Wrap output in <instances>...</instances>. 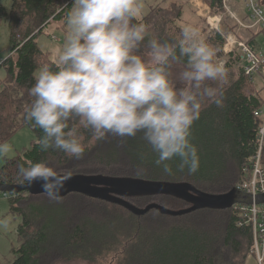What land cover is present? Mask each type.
<instances>
[{
  "label": "trees",
  "instance_id": "1",
  "mask_svg": "<svg viewBox=\"0 0 264 264\" xmlns=\"http://www.w3.org/2000/svg\"><path fill=\"white\" fill-rule=\"evenodd\" d=\"M205 1L214 12L221 11V0ZM72 5L73 2L65 4V0H12L9 8L0 4V20L8 25L11 50L0 64L5 71L0 80V143L23 127L34 133L29 147L6 159L0 167V183L22 182L18 165L44 160L58 171L71 174L187 181L209 193L235 187L242 178V168L255 153L260 118L254 111L264 104V96L241 66L239 77L223 86V106L209 104L192 126L191 139L199 156L194 173L187 168L179 170V159H174L169 162L172 174H165L155 164L156 154L142 133L123 142L115 136L97 141L78 120H70L69 126L79 128L85 146L80 159L56 149L41 150L37 140L43 132L26 119L25 110L34 99L29 90L39 68L48 64L56 70V66L37 37L52 21L65 20ZM180 17V6L173 5L162 13L151 9L134 22L145 24L149 30L154 28L153 36L161 41L173 42L180 34ZM209 38L223 50L219 33ZM227 56L232 61L240 60L234 53ZM248 85L254 87V92L244 90ZM4 193L8 194L9 210L20 217L18 245L12 247L14 258L7 264H244L252 243L251 227L239 225L242 218L231 207L200 208L181 215L153 208L136 215L121 205L78 192L62 196L58 202L49 200L44 193ZM125 199L141 208L153 202L170 209L190 205L165 194Z\"/></svg>",
  "mask_w": 264,
  "mask_h": 264
},
{
  "label": "clouds",
  "instance_id": "2",
  "mask_svg": "<svg viewBox=\"0 0 264 264\" xmlns=\"http://www.w3.org/2000/svg\"><path fill=\"white\" fill-rule=\"evenodd\" d=\"M143 7L142 0H73L56 70L42 65L29 90L34 99L26 119L43 132L41 150L80 159L85 146L79 128L69 126L78 120L97 141L115 136L123 142L142 133L165 174H172L174 159L179 170H198L192 126L209 104L223 106L226 69L194 25L182 26L173 42L152 36L134 22ZM11 150L0 143V157ZM18 174L29 186L40 182L56 202L71 178L44 160L19 164Z\"/></svg>",
  "mask_w": 264,
  "mask_h": 264
},
{
  "label": "built area",
  "instance_id": "3",
  "mask_svg": "<svg viewBox=\"0 0 264 264\" xmlns=\"http://www.w3.org/2000/svg\"><path fill=\"white\" fill-rule=\"evenodd\" d=\"M73 0H65V4ZM195 2V1H194ZM199 15L206 25L214 32L220 31L226 20L232 28L223 35V49L226 53H234L244 63L243 72L250 80L254 79L256 70L264 67V40L263 51L256 52L249 44L252 36H245L243 31L253 33L260 30L264 34V0H221V11L214 12L210 5L199 0L195 2ZM246 12L238 16V7ZM54 37V36H53ZM3 59H0V64ZM254 115L260 118L257 127L256 150L248 164L242 168V178L236 188L242 192L256 196L264 193V104ZM4 193V192H3ZM6 197L8 194L4 193ZM242 218L238 224H248L251 227L252 243L250 252L255 256L257 264H263L264 247V203L245 204L235 203L231 207Z\"/></svg>",
  "mask_w": 264,
  "mask_h": 264
},
{
  "label": "rangeland",
  "instance_id": "4",
  "mask_svg": "<svg viewBox=\"0 0 264 264\" xmlns=\"http://www.w3.org/2000/svg\"><path fill=\"white\" fill-rule=\"evenodd\" d=\"M11 1L12 0H0V4L5 6L6 8H9L11 6ZM194 1H197V3H199V0H142L144 7L140 17L146 16L151 11V9L153 10V12L156 11L158 13H162L163 10H168L173 5L180 6L181 17L177 20V24L180 26V28H182V26L186 24L196 26L199 29L203 39L207 43H209L214 49H216V60L224 65L227 72V82H229L230 80L237 79L240 74L239 68L241 66L243 69L244 63L240 62L239 59L236 61L229 60L226 51L224 49L220 50L218 48V45L214 42L213 38H209V36H214L217 33H219L223 37V35L232 28V24H228V22H231L226 20V22L222 25L220 31L214 32L213 30H210L208 25L205 24L204 19L199 15L198 9ZM239 8L240 12L238 16H242L240 14L243 11L242 6L239 5ZM154 20L156 21L157 19ZM151 31L153 33L151 34L152 36L156 34L154 28L152 30L150 28L149 32L151 33ZM253 31L255 32L256 30ZM67 32L68 26L66 20L61 19L49 23L45 28L44 32L39 34L37 37V41L42 47V49L47 48V52L49 51V59L53 62H55L58 48L65 41ZM243 32L245 34L244 37H246L247 34L249 36V33L247 31ZM52 35H54V38H52ZM259 38H262V35H259ZM9 49V29L6 21L3 19L0 20V59H3V55ZM256 72L257 73L254 75L253 80H255L256 76L260 77L261 82L259 85H257V89H260L264 86V67L257 69ZM4 77V68L0 67V80ZM244 90H246L247 92H254L255 89L253 86L248 85L244 88ZM261 93L264 96V87ZM32 139H34V133L32 132V130L29 127H23L17 133L11 136L10 139L5 141L12 146V150L6 157H0V167L3 165L6 159L13 157L22 149L29 147ZM19 223V215L9 210L8 197H6L3 192H0V264H7L14 258V254L12 253V247L18 245L16 229ZM81 264L88 263L82 261ZM244 264H257L255 256L252 252L249 251V254L246 255Z\"/></svg>",
  "mask_w": 264,
  "mask_h": 264
},
{
  "label": "water",
  "instance_id": "5",
  "mask_svg": "<svg viewBox=\"0 0 264 264\" xmlns=\"http://www.w3.org/2000/svg\"><path fill=\"white\" fill-rule=\"evenodd\" d=\"M28 191L31 194H41L40 182L29 186L26 182L17 184L0 183V192L17 193ZM70 192H78L87 196L121 205L136 215H142L150 209H157L170 215H181L200 208H230L235 203L260 204L264 203V193L253 196L232 187L223 193L203 191L187 181H151L131 177H113L105 175L71 174L65 183L60 197ZM144 194H165L181 198L190 205L181 209H170L158 203H150L141 208L131 203L126 196ZM60 264H81L67 262Z\"/></svg>",
  "mask_w": 264,
  "mask_h": 264
},
{
  "label": "crops",
  "instance_id": "6",
  "mask_svg": "<svg viewBox=\"0 0 264 264\" xmlns=\"http://www.w3.org/2000/svg\"><path fill=\"white\" fill-rule=\"evenodd\" d=\"M12 3V1H11ZM239 8V7H238ZM238 12H240V8L238 9ZM242 16L246 15V12L245 11H242L240 13ZM141 18V17H140ZM66 20V18H65ZM259 35H262V38H259ZM54 35H52V38ZM248 36V34L246 35ZM249 36H252L250 41H249V44L250 46L256 51V52H259V51H263V40H264V34L258 30L257 32H253V33H249ZM40 45V44H39ZM41 47V46H40ZM42 48V47H41ZM45 51H47V48L46 49H43ZM49 52V51H48ZM9 54H11V50L9 49L3 56V59L6 58ZM260 77H257L255 78V80H253V84L255 85V88L257 89V85L260 84ZM263 83V82H262ZM263 87L260 88V89H257L259 90L260 92L262 91ZM262 94V93H261ZM18 132V131H17ZM16 132V133H17Z\"/></svg>",
  "mask_w": 264,
  "mask_h": 264
}]
</instances>
